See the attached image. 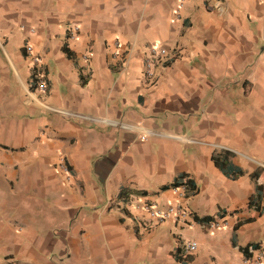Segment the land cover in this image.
Masks as SVG:
<instances>
[{"label": "crops", "instance_id": "crops-1", "mask_svg": "<svg viewBox=\"0 0 264 264\" xmlns=\"http://www.w3.org/2000/svg\"><path fill=\"white\" fill-rule=\"evenodd\" d=\"M151 47L172 58L149 79ZM256 171L264 188V0H0V263L243 264L232 236L264 244ZM181 176L192 194L164 189Z\"/></svg>", "mask_w": 264, "mask_h": 264}, {"label": "built area", "instance_id": "built-area-1", "mask_svg": "<svg viewBox=\"0 0 264 264\" xmlns=\"http://www.w3.org/2000/svg\"><path fill=\"white\" fill-rule=\"evenodd\" d=\"M79 27L78 26H73L68 30V38H75L78 34ZM116 48H118V42H115ZM26 50L29 54H32V47L31 45L26 46ZM115 54V53H114ZM86 59L87 57L84 56ZM172 58V54L169 53L166 49L161 48V47H151L146 51L145 54V65H144V74L145 77L152 79L154 78V67L156 64H161L166 61H169ZM41 58L37 55L32 56V68L33 72L35 75V83L36 86L44 91L46 88L45 85V72L43 71L41 67ZM173 191L178 193L179 195H185V188L184 186H178V187H173ZM144 209L149 213L150 216H153L157 219L158 222L165 221L166 219H182L187 216L185 210L182 208L180 204L177 205H170L167 207L165 210H160L154 208V206L150 203H146L144 205ZM219 225L217 221H210L208 223L209 228H215ZM197 241L195 240H190L185 242L183 246V255H188L193 253L197 249ZM262 256L259 258L263 257L264 258V250L261 253ZM0 264H16L15 261L8 259L5 262H1ZM252 264H263L262 259H254L252 260Z\"/></svg>", "mask_w": 264, "mask_h": 264}, {"label": "trees", "instance_id": "trees-1", "mask_svg": "<svg viewBox=\"0 0 264 264\" xmlns=\"http://www.w3.org/2000/svg\"><path fill=\"white\" fill-rule=\"evenodd\" d=\"M62 50L66 53L68 57L72 56L71 51L65 44L62 46ZM231 155H232L231 152L225 150L218 153L214 152L211 157L214 163L216 164V166L219 168V170L222 173H224L226 176L230 178H236L237 176L242 175L244 171L240 167H237L231 163L230 161ZM258 177H259V173L257 171L250 174V178L254 183V193H252L249 197L248 206H254L260 212L261 202L262 200H264V188L262 183L258 181ZM178 186H184L186 195L192 194L195 191V185L193 181L185 176H181L180 178L176 179L170 186H166L164 187V189H167L169 187L170 188L178 187ZM223 215L224 212H221L219 214L220 217H222ZM213 219L214 217L210 215H206L202 217L193 215V220L197 223L208 224ZM247 221H252V218H248ZM239 225H240L239 222L236 223L233 227V230H236ZM232 245L238 248V250L242 253L245 259H250L253 255V252L260 249H264V244L262 245L260 242H253L245 247L237 246L234 236H232ZM176 255H178L177 252ZM176 258H178V260L180 261H186V262L191 260L190 254L184 256L178 255Z\"/></svg>", "mask_w": 264, "mask_h": 264}, {"label": "rangeland", "instance_id": "rangeland-1", "mask_svg": "<svg viewBox=\"0 0 264 264\" xmlns=\"http://www.w3.org/2000/svg\"><path fill=\"white\" fill-rule=\"evenodd\" d=\"M19 93H20V92H18V93L16 94V96H17L18 100L20 101L21 96H20ZM219 222H220V223H219L220 225L227 224V221H226V220L219 221ZM239 238H240V241L243 243V242H244V241H243V235H240ZM225 239H226V237L222 236V241H223V242L225 241ZM226 242H228V241L226 240ZM263 250H264V249H260V250H258L257 252H255V254H254V259H262L263 264H264V258H263V257L259 258L260 256H262L261 253H262ZM254 259H253V260H254ZM242 261H243V264H246V260H245V259H242ZM231 262H232V261H231ZM250 263L252 264V261H250ZM226 264H228V263L226 262Z\"/></svg>", "mask_w": 264, "mask_h": 264}]
</instances>
